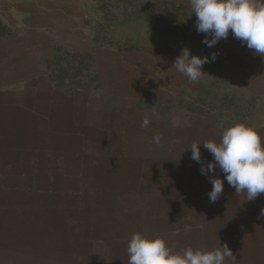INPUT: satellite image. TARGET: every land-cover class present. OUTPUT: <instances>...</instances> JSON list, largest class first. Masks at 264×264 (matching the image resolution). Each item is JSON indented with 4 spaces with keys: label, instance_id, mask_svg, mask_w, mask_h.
Listing matches in <instances>:
<instances>
[{
    "label": "rangeland",
    "instance_id": "1",
    "mask_svg": "<svg viewBox=\"0 0 264 264\" xmlns=\"http://www.w3.org/2000/svg\"><path fill=\"white\" fill-rule=\"evenodd\" d=\"M0 17V90L13 85L9 75H17L21 85L23 72H10L9 66L32 51L34 64L45 61L42 67L65 97L73 91L109 94L105 121L112 122L109 107L119 109L115 124L128 127L125 138L135 153L128 161L108 156L97 163L96 193L81 194L77 211L70 210L71 195H59L60 180L31 183L29 194L17 200L0 196V264H24L26 251L43 252L29 260L33 264H128L127 244L136 232L162 237L173 252L227 243L234 264H264V194L256 198V217L250 222L225 228L211 225V217L202 220L198 178L212 173L201 174L190 149L193 142H219L223 130L235 123L253 126L264 138V56L254 54L231 30L227 39L208 48L204 34L196 31L190 0H0ZM93 44L100 49H91ZM184 47L209 57L198 83L172 66ZM111 61L134 64L133 72ZM36 65L34 75L41 70ZM38 84L33 81L34 87ZM8 112H0V121L10 118ZM145 116L151 121L147 128L141 127ZM12 126L0 122L5 148L14 141L32 142L41 125L6 129ZM157 134L161 141L148 149L149 162H140L136 140ZM3 150L1 156L8 153ZM200 151L202 161L213 160L203 143ZM140 170L145 191H153L141 196V211L132 187ZM215 175L223 173L217 168ZM170 203L175 207L169 209ZM188 206L191 211L185 210ZM168 215L176 219L175 230L167 233L154 224V216L163 222ZM225 264L233 262L226 259Z\"/></svg>",
    "mask_w": 264,
    "mask_h": 264
},
{
    "label": "crops",
    "instance_id": "2",
    "mask_svg": "<svg viewBox=\"0 0 264 264\" xmlns=\"http://www.w3.org/2000/svg\"><path fill=\"white\" fill-rule=\"evenodd\" d=\"M91 49L100 48L93 44ZM39 59L34 64L32 51H29L20 57L18 65L16 60L13 61L9 71L15 74L17 70L23 72L19 75L21 85L17 86V75L14 74L12 77L9 75L12 79L10 83L13 85L6 90H0V112L8 110L10 115V118L1 119L0 122L13 125L6 129L29 130L32 129L30 126L32 124L41 125L37 128L38 136L34 137L32 142L14 141L7 148L0 143L1 152L2 149L3 151L7 149L8 152L0 155V196L9 195L10 200L13 196L16 199L18 196L28 195L32 184L42 185L50 180L51 182L60 180L62 190L58 191L59 195H71L73 201L68 202L70 206L72 205L70 210L77 211L80 208L78 198L81 194L96 193L97 181L100 179L96 164L104 162V158L108 156L128 161L129 156L135 153L129 150L125 138L128 127L115 124L118 118L115 112L119 109L109 107L114 115L111 117V123L105 121L104 115L108 111L106 100L109 94H82L80 91H73L71 95L65 97L56 89L47 69L43 68L42 64L45 61ZM36 63L40 64L38 67H41V70L34 75L33 68L34 65L37 67ZM111 65L133 72L134 64L132 66L129 62L111 61ZM1 66L0 61V68ZM34 80L39 82L36 87L33 86ZM156 146L158 145L153 139L142 140L140 136L136 140V155L141 157L139 161L149 162L152 155L148 149L155 150ZM143 173L144 170L138 172L136 185L132 186L140 196V211L144 210L141 206V196L153 192L145 191ZM220 177L223 178L222 175ZM198 180L201 189L198 208L202 220L208 221L211 217V225L233 228L240 226L242 220L249 221L251 216L256 217V199L247 201L244 194H236L235 189L225 180L223 194L217 202L210 203L207 195L212 188L209 177L200 176ZM185 181L187 182V176ZM192 183L191 176L188 192H191ZM175 205L170 203L169 209ZM185 210L191 211L192 206ZM163 219L161 222V218L154 216V224L160 227L159 230L167 233L174 231L172 226L176 218L168 215ZM23 254L28 264H33L29 260L43 252L33 255V252L26 251Z\"/></svg>",
    "mask_w": 264,
    "mask_h": 264
},
{
    "label": "clouds",
    "instance_id": "3",
    "mask_svg": "<svg viewBox=\"0 0 264 264\" xmlns=\"http://www.w3.org/2000/svg\"><path fill=\"white\" fill-rule=\"evenodd\" d=\"M190 6L196 15V31L204 34L202 43L208 48L227 39L231 30L232 36L254 54L264 56V0H190ZM216 55L213 52L211 60ZM208 62L207 55H193L184 47L172 66L189 81L198 83L205 73L202 67ZM150 122L145 116L141 127L147 128ZM153 140L158 145L161 137L157 134ZM201 143L213 160L202 161ZM190 149L191 159L201 165V174L212 173L209 177L212 188L207 194L210 203L217 202L223 194L225 180L236 194L246 193L247 201L264 194V138L253 126L235 123L223 130L219 142H193ZM217 168L223 178L215 175ZM260 215L264 216V209ZM127 255L128 264H225L226 259L234 264L236 260L227 243L211 250L189 247L183 252H173L162 237H148L139 232L130 237Z\"/></svg>",
    "mask_w": 264,
    "mask_h": 264
},
{
    "label": "trees",
    "instance_id": "4",
    "mask_svg": "<svg viewBox=\"0 0 264 264\" xmlns=\"http://www.w3.org/2000/svg\"><path fill=\"white\" fill-rule=\"evenodd\" d=\"M2 27H4V26L2 25L1 17H0V29H1ZM5 32H6V31H5ZM0 33H1V32H0Z\"/></svg>",
    "mask_w": 264,
    "mask_h": 264
}]
</instances>
